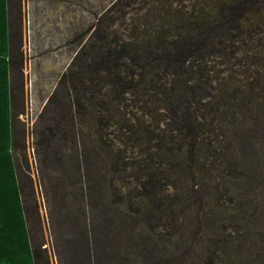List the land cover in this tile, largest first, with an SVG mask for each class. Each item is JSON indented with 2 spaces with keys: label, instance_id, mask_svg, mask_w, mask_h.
<instances>
[{
  "label": "trees",
  "instance_id": "16d2710c",
  "mask_svg": "<svg viewBox=\"0 0 264 264\" xmlns=\"http://www.w3.org/2000/svg\"><path fill=\"white\" fill-rule=\"evenodd\" d=\"M18 10L8 0L13 151L35 264H51L16 156ZM177 15L134 41L96 27L38 117L59 264H264V0Z\"/></svg>",
  "mask_w": 264,
  "mask_h": 264
},
{
  "label": "rangeland",
  "instance_id": "374dc122",
  "mask_svg": "<svg viewBox=\"0 0 264 264\" xmlns=\"http://www.w3.org/2000/svg\"><path fill=\"white\" fill-rule=\"evenodd\" d=\"M13 2L19 8L18 12H14L13 31L16 33L14 56L22 60L21 71H14L13 75V85L20 86L14 90L17 114L15 123L18 131L22 129L26 131L24 136L26 148L19 149L16 156L24 170L26 161L23 155L24 153L27 155L43 225V247L48 251L51 264H59L54 252L48 205L41 186L40 172L44 166L35 147L38 117L48 97L54 92L60 77L68 70L75 57L79 58L69 69L71 72L80 71L84 56L90 58L88 53H92L90 52L94 43L92 34L96 27L103 30L109 24L112 27L110 37H124L126 40L134 41L149 36L169 20L171 24H175L176 19L181 16L177 15L178 12H192L202 7L209 10L213 0H13ZM95 44L99 46L100 42L95 41ZM31 65L34 72H28ZM104 131L106 133L108 131L110 135L107 133L106 137L109 138H113V133L110 132H115V135L117 133L114 128H104ZM29 202L32 203L31 197Z\"/></svg>",
  "mask_w": 264,
  "mask_h": 264
},
{
  "label": "crops",
  "instance_id": "0c3cea01",
  "mask_svg": "<svg viewBox=\"0 0 264 264\" xmlns=\"http://www.w3.org/2000/svg\"><path fill=\"white\" fill-rule=\"evenodd\" d=\"M0 264H35L13 151L8 0H0Z\"/></svg>",
  "mask_w": 264,
  "mask_h": 264
}]
</instances>
